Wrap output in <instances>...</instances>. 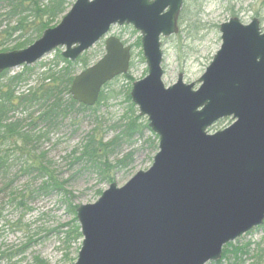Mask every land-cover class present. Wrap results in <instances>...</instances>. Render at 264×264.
<instances>
[{"label":"water","instance_id":"water-1","mask_svg":"<svg viewBox=\"0 0 264 264\" xmlns=\"http://www.w3.org/2000/svg\"><path fill=\"white\" fill-rule=\"evenodd\" d=\"M183 0H76L59 24L29 47L0 53V74L31 67L65 48L76 61L114 25L141 34L147 75L130 98L158 137L151 167L109 185L76 209L82 237L73 264H207L264 223V26L232 18L199 86L162 82L161 37L175 35ZM105 53L74 76L69 94L93 107L102 88L125 75L131 48L109 37ZM232 124L210 133L220 120Z\"/></svg>","mask_w":264,"mask_h":264},{"label":"rangeland","instance_id":"rangeland-1","mask_svg":"<svg viewBox=\"0 0 264 264\" xmlns=\"http://www.w3.org/2000/svg\"><path fill=\"white\" fill-rule=\"evenodd\" d=\"M75 2L76 0H70V7ZM3 13L4 9L0 8V20ZM232 18L238 19L243 25L257 18L260 27H263L264 0H183L177 19V33L160 38L163 54L162 82L166 88L175 84L179 76H182L185 84L193 83L195 89L199 86L198 80L221 46L220 25ZM14 25L15 22L9 27ZM2 29L4 26H1L0 31ZM109 37L117 38L124 45L130 46L131 60L128 72L108 83L109 87L104 91L108 97L99 106H95V112L72 113L34 145L32 158H43L57 183L66 182L61 190L66 196L60 191L50 192L49 189L41 192L43 178H37L35 173L29 176L22 174L21 168L27 162L26 156L23 155H12L7 177L0 176V246L17 247L27 239L32 240L26 249V262L36 256L47 264L75 263L82 238L73 240L72 235L68 234L69 239L66 240V233L71 231L69 229L72 227L70 224L73 218L67 211V205L70 202L76 207L94 204L100 194L111 185L100 177L98 168H94L91 163L77 161L81 146L92 130L97 129L96 133L103 137L106 143L124 130L123 127L130 119L139 117L137 108L131 109L126 97L131 92L132 84L146 77L147 65L142 55L141 34L131 25L112 26L100 41L80 56L81 60L74 61L77 63L74 66V75L84 70L82 64L89 67L103 57L104 43ZM16 38L17 35L13 36L10 42L4 43L0 36V53L14 51L12 48ZM64 50L63 47L58 48L32 66L34 71L28 87L35 83L44 70L55 63V57L58 54L61 56ZM21 70L22 68L13 69L9 71V75L20 73ZM28 87L19 86L17 91L23 92ZM137 124L141 127L148 126L147 118L140 117ZM231 124V119L221 120L210 129V133L223 130ZM41 129L44 128L40 125L38 131ZM141 132V135L136 133L131 138L123 135L121 141L115 145L116 152L109 157V160L114 162L127 154L133 156L131 163L125 168L113 169L107 173L117 187L124 186L138 172H144L152 165L158 151V138L155 139L149 128L142 129ZM150 143H154L155 148H151ZM25 195H31V200L26 202V206H19L20 201L23 198L25 200ZM17 221H20L21 230L11 227ZM262 241L263 231L255 229L233 243L237 246L248 244L249 249L253 250ZM251 259L252 252L243 257L242 261L244 264H250ZM232 261L233 258L229 257L228 260H223L222 264H232Z\"/></svg>","mask_w":264,"mask_h":264},{"label":"trees","instance_id":"trees-1","mask_svg":"<svg viewBox=\"0 0 264 264\" xmlns=\"http://www.w3.org/2000/svg\"><path fill=\"white\" fill-rule=\"evenodd\" d=\"M0 8L4 9L0 20V28L4 26V29L0 31L1 40L4 43L10 42L13 36L17 35L15 45L12 48L17 51L32 45L45 30L54 28L69 10L70 0H0ZM14 22L15 25L9 27ZM3 23L6 24L2 25ZM77 60H81L80 57ZM76 64L63 59L58 54L55 57V63L44 70L35 83L29 87L34 71L32 66H24L20 73L14 75H9V71L0 74L1 177L6 178L10 171V157L14 154L23 155L26 156L27 162L21 168L22 174L29 176L35 173L37 178H43L44 180L40 185L41 192L49 189L50 192L60 191L66 196V193L61 191L66 182L57 183L56 179L51 176L49 167L44 164L43 158H34V156L32 158V154L35 151L34 145L45 138L50 130L56 128L69 115L95 112V106H99L108 97L104 94V91L109 87L107 84L103 87L99 99L93 107L78 104L71 98L69 89L75 76L74 66ZM60 65L63 66L59 68ZM82 65L83 69L88 67L87 64ZM19 86L28 88L18 93L17 88ZM126 100L130 104V108L134 109L135 106L131 103L130 94L127 95ZM139 118L140 116H136L130 119L129 123L123 127L124 130L122 129L113 140L106 143L103 141V137L96 133L97 129L92 130L81 146L77 161L84 160L91 163L94 168H98L100 177L108 184H112L113 179L108 177L107 173L113 169L125 168L128 163H131L133 156L127 154L114 162H111L109 157L116 152L114 150L115 145L121 141L123 135H126V138H131L136 133L141 135L142 129H148V126L141 127L137 124ZM40 125L44 129L38 131ZM154 137L157 139L155 135ZM150 144L151 148H155L154 143ZM8 187L9 185L5 187V190ZM30 198L31 195H25V200L23 198L19 206H26V202L31 200ZM77 208L71 202L67 205V211L73 218L70 224L72 227L69 229L71 231L66 233V240L69 239V235H72L73 240L82 238L76 220ZM20 226V221L11 225V227L21 230ZM255 229L263 231V241L257 244L255 249L250 250L248 244L237 246L233 242L229 243L223 247L221 259L215 264H222V261L228 260L229 257L233 258L232 264H244L242 258L251 252L252 261L250 264H264V223ZM31 243L32 240L27 239L24 244L17 247L0 246V264H47L43 259L36 256L31 261L26 262V249Z\"/></svg>","mask_w":264,"mask_h":264}]
</instances>
